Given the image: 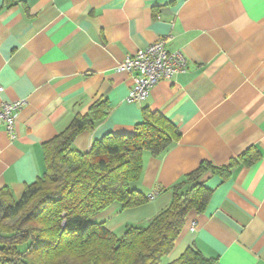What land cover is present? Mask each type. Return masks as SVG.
Masks as SVG:
<instances>
[{"label":"crops","instance_id":"crops-1","mask_svg":"<svg viewBox=\"0 0 264 264\" xmlns=\"http://www.w3.org/2000/svg\"><path fill=\"white\" fill-rule=\"evenodd\" d=\"M165 36L185 69L128 101L132 81L119 64ZM0 87V100H25L15 137L0 127V187L14 199L44 173L43 143L92 103L106 101L107 114L75 137L80 151L105 134H133L147 108L180 133L159 156L143 153L134 188L156 193L132 208L113 202L92 220L120 235L144 226L201 162L233 159L227 175L200 177L207 207L188 217L164 264L188 246L212 264H264V0H0ZM248 148L259 155L251 164L240 157Z\"/></svg>","mask_w":264,"mask_h":264},{"label":"trees","instance_id":"trees-1","mask_svg":"<svg viewBox=\"0 0 264 264\" xmlns=\"http://www.w3.org/2000/svg\"><path fill=\"white\" fill-rule=\"evenodd\" d=\"M106 114V101H96L44 142L45 171L25 186L19 199L8 187H0V264H159L188 217L207 207L211 190L200 180L202 174L211 170L225 176L234 163L232 159L217 167L201 162L170 187V203L146 225H127L116 235L92 217L113 202L123 209L148 202L152 196L134 188L142 174L143 153L159 156L180 133L161 113L143 108L133 134H105L87 151L72 147L80 132L92 130ZM240 157L251 164L259 155L248 148ZM213 261L188 246L167 264Z\"/></svg>","mask_w":264,"mask_h":264},{"label":"built area","instance_id":"built-area-1","mask_svg":"<svg viewBox=\"0 0 264 264\" xmlns=\"http://www.w3.org/2000/svg\"><path fill=\"white\" fill-rule=\"evenodd\" d=\"M169 37H160L152 43L138 48L134 53L126 55L119 64V70L126 72L132 84L128 89V101H144L151 88L161 79L170 78L185 69L186 59L180 51H169L166 43ZM2 87H0V91ZM25 104V100H0V127H3L11 138L15 137L14 126L17 116ZM156 191H152L153 196ZM192 222L190 229L194 230Z\"/></svg>","mask_w":264,"mask_h":264},{"label":"rangeland","instance_id":"rangeland-1","mask_svg":"<svg viewBox=\"0 0 264 264\" xmlns=\"http://www.w3.org/2000/svg\"><path fill=\"white\" fill-rule=\"evenodd\" d=\"M121 231H122V229L117 231L116 235H120ZM159 264H164V259L163 258H162V260H161V262Z\"/></svg>","mask_w":264,"mask_h":264}]
</instances>
